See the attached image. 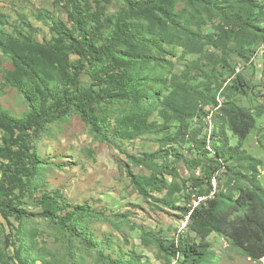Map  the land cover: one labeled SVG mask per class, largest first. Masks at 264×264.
Returning a JSON list of instances; mask_svg holds the SVG:
<instances>
[{
  "label": "rangeland",
  "instance_id": "1",
  "mask_svg": "<svg viewBox=\"0 0 264 264\" xmlns=\"http://www.w3.org/2000/svg\"><path fill=\"white\" fill-rule=\"evenodd\" d=\"M92 1L94 10L105 14L92 13L87 26H78L72 6L63 0H0V205L11 203L30 216L18 219L0 210V264H179L171 249L175 243L202 242L188 230L187 209L199 194H209L215 151L221 147L209 145L202 113L216 107L204 104L203 92L223 106L232 102L245 108L256 120L239 143L218 114L215 130L249 158L242 166L237 160L227 164L237 168L240 181L227 169L218 171L216 192L235 198L236 186L248 190L255 180L264 189V0H252L253 24L259 28L252 38L260 39L249 61L239 56L235 42H219V16L180 0L169 25L153 22L156 12L138 15L132 39L120 47V63L151 99L146 125H133L137 105L118 101L97 107L103 129L98 134L72 106L34 144L40 166L35 178H24L28 192L7 197L3 189L14 171L13 154L38 114L74 90V73L83 65L86 72L74 99L91 98L99 90L102 70L83 63L82 34L94 27L102 46L130 9L125 0ZM237 77L242 92L233 87ZM147 160L157 168L141 165ZM156 179L167 183L159 192L151 185ZM82 207L90 211L65 223L71 231L57 219L42 217L47 212L64 217ZM208 242L218 264H264L222 235L213 234Z\"/></svg>",
  "mask_w": 264,
  "mask_h": 264
},
{
  "label": "trees",
  "instance_id": "2",
  "mask_svg": "<svg viewBox=\"0 0 264 264\" xmlns=\"http://www.w3.org/2000/svg\"><path fill=\"white\" fill-rule=\"evenodd\" d=\"M129 6V13L122 20V24L107 39L105 44L101 46V38L99 32L93 27L86 29L83 33L81 44L85 46V50L81 51L82 61L88 62L93 71L102 70L99 75V90L94 91L91 98L74 99L78 96L81 89V76L86 72V66L77 69L74 73L73 88L68 90L58 105L52 106L47 111L38 114L37 120L28 128L30 131L24 142L21 144L20 150L13 154V173L9 174L8 186L4 187L3 192L7 197L16 195L17 192L25 194L30 188V183L25 182L24 178L30 179L36 177V169L40 166V158L33 151L34 144L40 135L47 133L46 127L49 123H54L64 117L72 106L76 107L81 113L84 122L89 125L95 133L101 134L103 129L100 126L97 117V107H105L115 102H124L130 105H137L139 112L133 117V125L137 128L144 126L149 118L148 107L151 99L142 91V82L133 81L129 78L126 68L120 63L122 55L120 47L132 39V23L140 14L156 15L152 21L156 23H165L169 25L174 21V7L180 0H146L145 3L134 2L133 0H125ZM192 7L203 10L212 15L221 18L222 28L220 29L219 42L227 46L229 42H235V50L239 56L249 61L256 53V43L260 38H252L253 34L259 32L258 26H254L253 1L252 0H189ZM70 4L73 8L71 14L72 21L76 25L87 26L90 18L94 19L92 13L103 16L105 13L101 10L95 11L93 1L87 0L84 4L82 0H63ZM101 4V0H96ZM160 24V25H162ZM165 29V26L163 27ZM171 27H167L169 32ZM183 33H186L184 30ZM248 33V35H247ZM250 39V40H249ZM248 42V43H247ZM168 43V42H167ZM212 43H215L212 42ZM216 47L222 48L217 45ZM188 47V45H185ZM236 90L241 91L244 88L243 82L237 77L235 82ZM242 89V90H241ZM205 98V105L220 106L219 100L211 98L207 93H201ZM223 114L224 125H227L232 134L238 139L239 143L245 141L251 131L256 127V120L251 112L245 108L229 102L225 103L220 110ZM205 112L202 113V119L205 118ZM219 131V132H218ZM215 130L213 140L217 147L215 154L217 160V168L214 169L209 177L210 191L209 194L203 192L197 196H211L215 190L213 181L215 177L218 180L221 177L218 171L227 169L228 174L231 172L233 178L241 180V175L236 169H231L227 165L232 160H237L240 166L244 165L242 159L246 158L245 152L238 148L230 147V140L225 136H220V130ZM206 145V143H205ZM224 149L229 148V152ZM249 158V157H247ZM248 160V159H246ZM141 165L157 166L153 160L140 162ZM154 191H161L166 186L165 180H158L151 183ZM221 187H218V189ZM236 197H228L223 190L220 194H216L215 198L209 199L206 203L196 207L194 201L190 208L187 209V216L190 217L188 230L195 233L202 239L200 243H188L183 241L175 243L171 248L174 257L179 258V264H218L216 256L212 253L213 247L209 244L208 239L213 234L224 236L231 244L239 249L246 257L252 261H260L264 259V189L258 180L253 182L251 189L244 190L236 186ZM233 195V196H234ZM0 210L10 211L18 219L30 217L26 212L18 211L12 208L10 204H1ZM88 207L77 208V210L67 211L64 217H56L53 213L47 212L42 217L57 219L59 223L65 226L66 222L71 221L79 212H88ZM67 230L71 229L66 227ZM84 242L92 249L94 245L87 240Z\"/></svg>",
  "mask_w": 264,
  "mask_h": 264
},
{
  "label": "built area",
  "instance_id": "3",
  "mask_svg": "<svg viewBox=\"0 0 264 264\" xmlns=\"http://www.w3.org/2000/svg\"><path fill=\"white\" fill-rule=\"evenodd\" d=\"M223 106V104H220V106L216 107V108H211V107H208L204 110L205 114V122H206V125L208 126V128L210 129V133H208V141H209V145L210 144H213L214 140H213V136H214V131H215V122H216V119H217V116L218 114L220 113V110H221V107ZM210 150H213L212 148H210ZM214 152V151H213ZM217 181H218V178L215 177L214 179V185H215V190L214 192L211 194V196H201L199 198L196 197V199L194 200V205L196 207L200 206L201 204L203 203H206L209 199H213L215 198L216 196V190H217Z\"/></svg>",
  "mask_w": 264,
  "mask_h": 264
}]
</instances>
